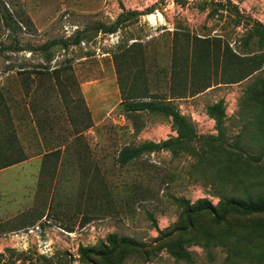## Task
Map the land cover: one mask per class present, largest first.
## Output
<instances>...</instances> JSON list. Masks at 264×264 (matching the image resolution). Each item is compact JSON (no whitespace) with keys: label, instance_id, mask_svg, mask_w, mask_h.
Listing matches in <instances>:
<instances>
[{"label":"rangeland","instance_id":"rangeland-1","mask_svg":"<svg viewBox=\"0 0 264 264\" xmlns=\"http://www.w3.org/2000/svg\"><path fill=\"white\" fill-rule=\"evenodd\" d=\"M187 1L0 0V139L27 157L0 169V264H109L82 261L79 248H98L110 234L143 245L110 264H264V215L231 213L215 224L202 212L188 222L181 202L216 207L222 198L264 191V98L255 95L256 79L264 80V0H230L240 16L236 27L226 12L209 17L202 0ZM123 11L148 14L114 34L39 50L87 26L111 24ZM175 27L221 38L236 55L256 59L258 70L225 85L221 65L210 68L209 88L172 100L193 126L189 146L120 165L123 147L176 133L161 114L124 111L113 54L139 43L134 57H124L127 83L136 75L149 93L168 98ZM219 101L220 131L207 113ZM56 150L58 157L43 156Z\"/></svg>","mask_w":264,"mask_h":264},{"label":"trees","instance_id":"trees-1","mask_svg":"<svg viewBox=\"0 0 264 264\" xmlns=\"http://www.w3.org/2000/svg\"><path fill=\"white\" fill-rule=\"evenodd\" d=\"M163 2V0H161ZM175 2L184 6L187 0H175ZM204 6L211 7L208 16L212 17L218 14L222 17V13L226 12L229 20H232L234 27L240 25V16L236 7L230 0H202ZM0 2V6H1ZM202 5V4H201ZM200 5V6H201ZM203 6V5H202ZM150 12V11H149ZM148 14L137 11H123L115 21L111 24H94L85 27L83 30L77 31L71 39L66 40H51L39 47V50L46 52L50 48L60 45L66 49L68 46L78 45L81 41L89 36L102 34H114L127 22L135 20L138 17ZM3 25L10 31H15L18 26L13 22L9 13H2L1 16ZM260 26L253 22L251 28ZM186 30V29H185ZM185 30H179L175 27L172 33L171 45V75L169 78L168 98L159 100L155 94L149 93L145 79L133 77L127 83L125 78L127 65L124 57L133 54L134 49L139 47V43H132L127 48L121 49L119 53L113 54V62L115 72L117 74V83L120 91V104L125 112H147L157 113L167 117L171 121V127L176 133L175 138L154 143L142 142L136 146H125L117 156V162L120 165H126L133 160L139 158L143 154L153 153L164 150H172L174 148L185 149L194 139L195 133L193 126L188 119L183 116L172 104L173 99H180L188 96H194L197 93L204 91L211 86V79L208 75L210 68H219L225 71L223 74L222 84H234L248 78L252 73L258 70V61L254 58H241L233 53L227 42H221V38L216 36L200 38L195 35L191 36ZM251 37H248V43ZM212 57L211 59H209ZM244 57V56H243ZM140 84V87L138 86ZM220 84V83H215ZM258 91L255 95L264 98V80L257 78L256 84ZM79 103L83 106V112L88 117L90 115L84 99L79 98ZM209 116L215 119L216 127L220 131L221 117L223 115L222 101L207 107ZM90 127L88 124L84 129ZM58 150L45 153L43 156L58 157ZM26 155L12 141H1L0 139V169L18 164L26 160ZM184 207L186 218L191 216L209 212L212 221L215 224H220L226 221L231 213H239L242 215H264V191L254 194H246L241 199L222 198L216 207H213L207 200L201 199L193 205H189L186 201H181ZM176 230V229H175ZM70 232V231H69ZM143 247L131 239L118 237L115 234H110L101 242L98 248L81 247L79 248V256L82 261H87L90 257H99L107 263H112L113 259L125 250H133Z\"/></svg>","mask_w":264,"mask_h":264},{"label":"built area","instance_id":"built-area-1","mask_svg":"<svg viewBox=\"0 0 264 264\" xmlns=\"http://www.w3.org/2000/svg\"><path fill=\"white\" fill-rule=\"evenodd\" d=\"M38 230H39V227L36 226V227L28 229L26 234L27 235H32V234H35Z\"/></svg>","mask_w":264,"mask_h":264}]
</instances>
